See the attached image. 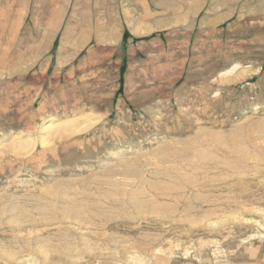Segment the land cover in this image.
<instances>
[{"label": "rangeland", "instance_id": "374dc122", "mask_svg": "<svg viewBox=\"0 0 264 264\" xmlns=\"http://www.w3.org/2000/svg\"><path fill=\"white\" fill-rule=\"evenodd\" d=\"M0 264H264V0H0Z\"/></svg>", "mask_w": 264, "mask_h": 264}, {"label": "bare ground", "instance_id": "6f19581e", "mask_svg": "<svg viewBox=\"0 0 264 264\" xmlns=\"http://www.w3.org/2000/svg\"><path fill=\"white\" fill-rule=\"evenodd\" d=\"M85 118H86V117H85ZM73 121H74V120H73ZM74 122H75V121H74ZM74 122H69V123H68V122H65V124L68 123L67 126H68L69 128H74L75 126H77V124L74 123ZM63 124H64V123H63ZM61 125H62V124H61ZM59 126H60V125H59ZM61 127H64V126L62 125ZM58 128H59V127H58ZM63 130H64V129H63ZM64 132H65V131H64ZM61 133H62V132H61ZM59 135H60V134H59ZM28 150H29V149H28Z\"/></svg>", "mask_w": 264, "mask_h": 264}]
</instances>
